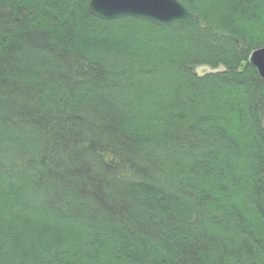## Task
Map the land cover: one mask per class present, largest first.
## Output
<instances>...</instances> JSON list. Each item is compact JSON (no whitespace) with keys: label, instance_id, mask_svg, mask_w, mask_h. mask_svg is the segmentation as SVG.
Masks as SVG:
<instances>
[{"label":"trees","instance_id":"trees-1","mask_svg":"<svg viewBox=\"0 0 264 264\" xmlns=\"http://www.w3.org/2000/svg\"><path fill=\"white\" fill-rule=\"evenodd\" d=\"M88 1L0 0V264H264V0Z\"/></svg>","mask_w":264,"mask_h":264},{"label":"water","instance_id":"water-1","mask_svg":"<svg viewBox=\"0 0 264 264\" xmlns=\"http://www.w3.org/2000/svg\"><path fill=\"white\" fill-rule=\"evenodd\" d=\"M89 11L106 21L123 17L147 20L160 26L196 22L198 17L178 0H91ZM248 63L264 80V46L256 49Z\"/></svg>","mask_w":264,"mask_h":264},{"label":"rangeland","instance_id":"rangeland-1","mask_svg":"<svg viewBox=\"0 0 264 264\" xmlns=\"http://www.w3.org/2000/svg\"><path fill=\"white\" fill-rule=\"evenodd\" d=\"M186 7V6H185ZM188 8V7H187ZM189 9V8H188ZM190 12H192L191 10H190ZM193 13V12H192ZM195 15V14H194ZM196 16V15H195ZM196 17H198V15L196 16ZM190 23H193V22H190ZM176 24H181V25H184V24H182V23H176ZM255 68V67H254ZM221 70V68H219L218 69V71H220ZM255 70H256V68H255ZM212 71H214V70H212L211 69V67L209 68L208 66H199V67H197V68H195V73H196V75H198L199 77L201 76V75H204V74H209L210 72H212ZM257 72V71H256ZM258 75V74H257ZM260 77V76H259ZM261 79V78H260ZM262 80V79H261ZM262 81H264V80H262Z\"/></svg>","mask_w":264,"mask_h":264},{"label":"bare ground","instance_id":"bare-ground-1","mask_svg":"<svg viewBox=\"0 0 264 264\" xmlns=\"http://www.w3.org/2000/svg\"><path fill=\"white\" fill-rule=\"evenodd\" d=\"M90 1H91V0L88 1V4H87L88 9H87V10H88V12H89V14H90L91 16L95 17V16L92 15V14L90 13V11H89V7H90V6H89V3H90ZM178 1H179V0H178ZM179 2H181V1H179ZM181 3L184 5L183 2H181ZM186 7H187V6H186ZM95 18H97V19H101V20H103V21H106V20H104V19H102V18H100V17H95ZM123 18H126V17H123ZM128 18H129V17H128ZM132 18H134V17H132ZM135 19H136V18H135ZM117 20H118V19H117ZM139 20H141V19H139ZM143 20H144V19H143ZM146 21H147V20H146ZM197 21H198V20H197ZM197 21H196V22H197ZM148 22H149V21H148ZM150 23H151V22H150ZM151 24H153V23H151ZM153 25H157V24L154 23ZM172 25H176V24L165 25V26L157 25V26L162 27V28H165V27L172 26Z\"/></svg>","mask_w":264,"mask_h":264}]
</instances>
